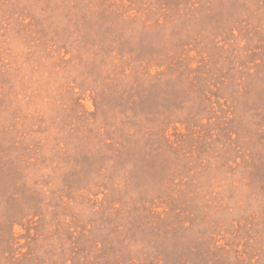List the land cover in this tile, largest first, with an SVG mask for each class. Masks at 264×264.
Listing matches in <instances>:
<instances>
[{
    "label": "rangeland",
    "instance_id": "1",
    "mask_svg": "<svg viewBox=\"0 0 264 264\" xmlns=\"http://www.w3.org/2000/svg\"><path fill=\"white\" fill-rule=\"evenodd\" d=\"M0 264H264V0H0Z\"/></svg>",
    "mask_w": 264,
    "mask_h": 264
}]
</instances>
